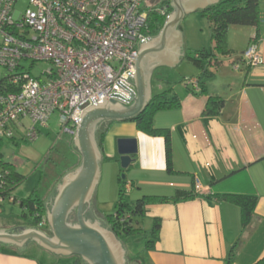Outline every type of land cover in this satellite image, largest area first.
<instances>
[{"label":"crops","instance_id":"0c3cea01","mask_svg":"<svg viewBox=\"0 0 264 264\" xmlns=\"http://www.w3.org/2000/svg\"><path fill=\"white\" fill-rule=\"evenodd\" d=\"M259 9V25H231L228 42L235 52H244L253 38L262 62L233 64L232 58L210 82L209 93L190 92L180 97V107L156 113L155 125L170 131L172 171L167 169L163 135L147 134L136 123L124 127V136L136 138L138 145L129 167H120L126 171L127 190L166 196L178 189L195 193L188 199L145 204L143 227L150 229L155 220L160 226L153 246L139 252L141 264H225L233 247L235 264H255L264 257V0ZM212 94L221 95L224 104L219 113L205 115ZM102 145L103 161L119 160L117 141L106 146L103 138ZM223 194L257 198L249 225H243L241 207L221 198ZM6 212L0 201V228L22 225L10 221ZM75 261V255H56L36 243L21 251L0 245V264Z\"/></svg>","mask_w":264,"mask_h":264},{"label":"built area","instance_id":"2783aa9c","mask_svg":"<svg viewBox=\"0 0 264 264\" xmlns=\"http://www.w3.org/2000/svg\"><path fill=\"white\" fill-rule=\"evenodd\" d=\"M18 1L0 0V137L17 142L37 139L55 111L59 137H74L91 96L129 98L117 80L135 90L126 72H135L139 42L152 36L149 15L168 10L162 0H28L24 10ZM242 55L248 65L262 60L254 40ZM37 62L49 64L39 76L31 71Z\"/></svg>","mask_w":264,"mask_h":264},{"label":"water","instance_id":"95a60500","mask_svg":"<svg viewBox=\"0 0 264 264\" xmlns=\"http://www.w3.org/2000/svg\"><path fill=\"white\" fill-rule=\"evenodd\" d=\"M220 0H171L172 11L158 34L139 42L135 72L126 76L135 90L121 80L117 82L131 93L111 96L108 100L90 97L93 104L86 107L79 119L73 146L80 163L66 172L45 201L48 231L39 227L0 228V245H13L19 250L36 243L53 254L77 256L78 264H128L127 249L117 233L94 214V195L101 178L103 151L99 134L113 121H132L141 114L153 97V75L162 65L175 67L184 57V39L180 24L191 11L205 9ZM122 169H126L138 151L134 137L117 141ZM125 177V173L122 174ZM130 264H139L138 262Z\"/></svg>","mask_w":264,"mask_h":264},{"label":"trees","instance_id":"16d2710c","mask_svg":"<svg viewBox=\"0 0 264 264\" xmlns=\"http://www.w3.org/2000/svg\"><path fill=\"white\" fill-rule=\"evenodd\" d=\"M160 4H167L168 10L166 13H162L159 10H153L150 13L147 27L149 35H156L159 33L166 21L167 14L173 9L171 0H162ZM259 6L260 0H220L218 3L210 5L205 9H200L202 15L208 19L210 24L212 46L210 49L204 48L198 50L195 55H187L188 60L201 70V72L195 75L198 79V86H190L187 84L189 78L185 79V85L191 89L192 93H209L210 82L227 61L224 56L227 58L234 52L228 42L229 27L231 25L257 27L260 22ZM252 40L253 38L251 41ZM242 57L243 55L235 59L232 63L234 64L237 60H241ZM197 87H199V91ZM181 103L180 96L176 92L172 94H167L164 90L153 92L152 100L147 105L146 109L132 120L136 123L139 130L150 135L164 136L167 169L169 171H172V143L170 131L167 127L156 126L154 118L158 111L178 108L181 106ZM223 104L224 99L221 95H209L203 113L205 115L217 114L223 107ZM105 131L106 130H103L99 134L101 148L103 146ZM4 140V138L0 137V197L3 199L13 197V202L20 205L22 208V217L25 220L22 222L23 227L33 226L48 230L49 227L46 220L45 206L46 198L39 195V193H31L26 197L19 198L13 193L15 188L24 182L26 176L17 169L13 161H9L4 157V153L2 152ZM119 180L120 200L117 202L115 213L111 215V217L104 216L103 218L108 226L126 243V246L127 240L137 234H141L144 238V243L142 245L143 249H148L153 246L160 223L155 220L150 229H145L143 227V212L146 203L152 201H176L195 196L193 191L178 189L172 196L143 194L142 197H139L136 201L129 203L126 201V177L123 178L121 175ZM220 197L237 203L242 209L243 225H249L256 207L257 198L255 196L223 194ZM235 251V247H233L225 260V264H235ZM130 258L139 260V252H136L132 257L129 256V259ZM255 264H264V257L259 259Z\"/></svg>","mask_w":264,"mask_h":264},{"label":"rangeland","instance_id":"374dc122","mask_svg":"<svg viewBox=\"0 0 264 264\" xmlns=\"http://www.w3.org/2000/svg\"><path fill=\"white\" fill-rule=\"evenodd\" d=\"M28 0H19L17 8L24 10L27 7ZM208 19L202 15L201 11H191L185 15L180 24V30L184 39V57L175 65H162L158 67L153 75V91H165L167 94L178 93L181 98L189 95L191 89L185 85V79L197 75L201 70L193 65L187 58V55H195L198 50L210 49L212 41L210 37V27ZM239 26V25H235ZM243 50L239 48L238 52L234 51L227 58L237 59L242 55ZM262 57V56H261ZM224 59V60H225ZM262 62V60H261ZM260 62V63H261ZM26 67H30V61H24ZM258 64V63H257ZM46 62H37L31 69L36 76L41 75L44 68L48 67ZM191 86V85H190ZM28 122V120H27ZM135 126L134 121H113L109 123L104 133V142L106 146L118 141L127 134L124 127L131 129ZM25 132V128L22 129ZM74 137L63 134L59 137L58 114L55 111L48 123L41 129L40 135L34 141H16L5 139L2 152L4 157L9 161H16L18 170L26 176L14 190L17 197H26L31 193H39L41 196H49L55 185L63 177V174L76 167L80 163L81 157L73 146ZM113 162V163H112ZM105 160L101 166V178L94 195V214L99 220L105 217H111L115 213L117 202L120 200V176L126 171L120 170L121 161ZM127 180V178H126ZM126 189V188H125ZM126 201L133 202L143 194L126 189ZM7 217L14 223L25 221L22 217V208L16 202L9 200L3 201ZM105 225V223L103 224ZM124 242V241H123ZM144 238L141 234L132 236L127 240L128 264L137 259H129L136 252H141ZM77 261H75V264ZM58 263V262H57Z\"/></svg>","mask_w":264,"mask_h":264},{"label":"flooded vegetation","instance_id":"af4514ba","mask_svg":"<svg viewBox=\"0 0 264 264\" xmlns=\"http://www.w3.org/2000/svg\"><path fill=\"white\" fill-rule=\"evenodd\" d=\"M73 137V136H72ZM79 154V153H78Z\"/></svg>","mask_w":264,"mask_h":264}]
</instances>
